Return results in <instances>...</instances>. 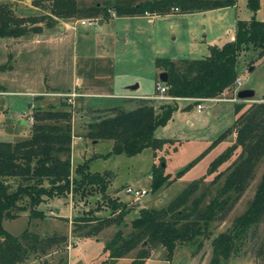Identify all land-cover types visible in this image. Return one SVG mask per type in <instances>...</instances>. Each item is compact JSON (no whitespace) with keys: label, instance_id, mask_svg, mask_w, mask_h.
<instances>
[{"label":"rangeland","instance_id":"obj_1","mask_svg":"<svg viewBox=\"0 0 264 264\" xmlns=\"http://www.w3.org/2000/svg\"><path fill=\"white\" fill-rule=\"evenodd\" d=\"M81 1L85 5L114 2ZM0 4L10 6L16 18L48 15V11L32 7L29 0H0ZM250 16L245 0H235L233 7L220 10L162 16H112L100 24L98 21L76 24L73 29L69 27L77 20H56L50 28L46 26L47 19L36 25L26 23L28 29L39 27L40 31L28 32L19 38H0V142L27 138L32 122L29 115L37 107L69 111L73 141L70 144L71 171L86 160L89 171L106 174L109 181L107 195L131 208L124 218L125 227L121 228L124 234L130 231L129 221L135 217L138 209L164 207L168 200L196 179H202L196 195L206 189L209 191L204 198L207 203L221 185L225 173L214 184L210 181L216 173L224 172L239 150H235L228 161L212 174L205 175L206 168L232 143V134L212 147L177 179L174 174L203 153L219 134L232 125L234 104H240L242 112L250 104L260 102L264 94V56L254 61L255 54L245 51L239 55L236 64L237 78H244L239 88L252 90V98H235V102H231L217 97L199 103L202 107L200 111H195V105L184 110L189 103L176 101V110L153 132L155 138L168 141L158 151L145 148L133 156H104L110 152L111 142L91 143L83 137L84 128L90 119L108 114L106 108L110 106H119L123 110L134 108L136 100L126 98L147 99L155 109L167 103L150 99L159 83L158 72L153 66L154 59L176 61L203 58L207 56V47L212 42H219L227 36L235 20H248ZM254 18L264 21V0H259ZM86 68L88 73L99 79L94 83L97 86L94 91L99 96L84 97L81 86L76 88L72 84L74 73L78 74ZM248 68L251 71L248 72ZM86 84L83 82L82 87ZM224 97L233 98V91L225 93ZM159 164H163V172L170 176V182L160 191L152 193L149 189L150 171ZM263 169L264 155L255 166L242 195L209 225L207 235L199 236L188 244L177 245L169 261L164 260L162 248H155L149 252L144 264H209L212 257L211 239L229 229L233 219L246 209ZM125 186L144 189L146 195L139 202H133L124 194ZM39 209L43 211L42 219H29L25 211L15 219L2 220L4 230L13 236H18L25 229L39 238L54 236L65 239L58 241L57 246L45 256H30L27 263L108 264L102 248L114 233V226L104 228L94 237L84 238L87 240L77 238L72 233L73 220L89 216L87 211H92L97 217L108 216L109 208L103 205L100 195L91 193L79 199L78 195L68 194L45 200ZM250 232L251 237L241 240L236 251L228 258H221L220 264H264V216ZM133 253L112 264H128Z\"/></svg>","mask_w":264,"mask_h":264},{"label":"trees","instance_id":"obj_2","mask_svg":"<svg viewBox=\"0 0 264 264\" xmlns=\"http://www.w3.org/2000/svg\"><path fill=\"white\" fill-rule=\"evenodd\" d=\"M19 1V0H14ZM34 8L48 11L47 17L16 18L10 6L0 4V38H19L28 32L37 33L39 27L28 29L25 24L36 25L47 19L46 26L52 27L56 20L71 21L96 19L106 21L114 17L162 16L169 14H191L233 7L235 0H114L91 2L81 0H29ZM259 0H245L251 13L248 20H235L233 40L208 46L207 56L193 60H170L156 58L153 66L165 72V95L173 100L156 109L147 99H138L134 108L123 110L119 106L106 109L108 114L90 119L84 128L83 137L90 141H110V152L104 156H133L145 148L158 151L167 140L153 136L154 130L163 125L176 110V101L192 105L223 96L232 90L237 78L236 64L239 55L252 51L254 61L264 56V21L256 20L254 14ZM157 85V84H156ZM157 94L155 86V94ZM234 104L232 125L219 134L196 158L175 172L177 179L206 152L221 140L233 135L232 143L208 164L205 175H210L228 161L235 150L236 158L214 175V184L224 174L221 185L204 202L209 191L196 195L202 179L186 185L177 195L161 208H140L129 221L130 231L123 233L124 218L131 211L116 198L107 195L108 179L99 173L90 172L88 161L77 164L73 171L70 165V113L67 110L36 108L30 113L29 136L15 142H0V264H29L30 256H45L51 248L64 238H39L23 230L13 236L4 230L3 219H15L27 211L29 219H42L39 206L45 200L70 194L84 198L91 193L100 195L103 205L109 208L106 217H97L92 211L89 216L73 220V236L84 239L96 236L101 230L114 226L115 231L102 250L108 264L126 258L128 264H144L149 252L162 248L165 261H169L177 245H185L195 238L207 235L209 225L227 211L242 195L253 170L264 155V94L260 102L250 104L245 110ZM101 156V157H104ZM170 176L164 174L161 164L150 171L149 189L152 193L168 185ZM264 216V169L255 186L253 196L246 209L233 219L225 232L211 239L212 257L209 264H220L236 251L241 240L251 237L250 230ZM81 223V224H80Z\"/></svg>","mask_w":264,"mask_h":264},{"label":"built area","instance_id":"obj_3","mask_svg":"<svg viewBox=\"0 0 264 264\" xmlns=\"http://www.w3.org/2000/svg\"><path fill=\"white\" fill-rule=\"evenodd\" d=\"M95 22H97L96 19L77 20V21H75L74 25L71 26V27H69V28L70 29H73L76 24L86 25V24H93ZM243 79H244L243 77H242L241 80H239L238 78L235 79L234 84H233V87H232L233 98L225 99V97L223 95V96H221L222 99H220V100H222V101L235 102L236 92L240 90L239 87H240L241 82H242ZM156 91H157V94L156 95H153L152 97H150L151 100L152 99H157V100H163L165 102H169V101L173 100L172 98H170V97H168V96H166L164 94L165 93V86L163 84L158 83L156 85ZM215 99L216 98L211 99V100H215ZM199 103H201V102H199ZM199 103H197L194 106L195 107V111H200L202 109V107H201V105ZM30 122H31V119H30ZM123 192L133 202H139L142 199V197H144L146 195V191L144 189H141V188H133V187H130V186H125L123 188Z\"/></svg>","mask_w":264,"mask_h":264},{"label":"crops","instance_id":"obj_4","mask_svg":"<svg viewBox=\"0 0 264 264\" xmlns=\"http://www.w3.org/2000/svg\"><path fill=\"white\" fill-rule=\"evenodd\" d=\"M216 10H220V9H216ZM102 21H100L101 23ZM99 21H98V24H100ZM235 23V22H234ZM61 29V28H59ZM233 35H234V26L232 28V30H230V32L227 34V36L223 37L219 42H212L209 46H217V47H220L222 44L226 43V42H229L231 40H233ZM88 68L86 69H81V71L78 73V74H75L72 76V84L73 86H76V88H80L81 86V90L84 92L83 95L84 97H96V96H99L100 94H96L97 92L94 91V89L97 88V86L95 85L96 84V80H99L98 78L92 76L90 73L87 72ZM158 73L159 71L156 70ZM87 83L86 86L83 88L82 87V83ZM159 82V81H158ZM95 83V84H94ZM241 90V89H240ZM7 93V92H6ZM126 99H130V100H138V99H142V98H138V99H132V98H126ZM135 101V102H136ZM112 107H116V106H110L106 109H110ZM98 108V107H96ZM96 108H93L94 110ZM100 108V107H99ZM73 142V141H72ZM71 142V143H72ZM97 141H91V143H96ZM70 148H71V145H70ZM91 172V171H90ZM104 176H106V174H103ZM84 240H87V239H84ZM84 240H80V241H84ZM78 241V242H80ZM77 243V242H76ZM118 260H124V259H118ZM116 260V261H118Z\"/></svg>","mask_w":264,"mask_h":264},{"label":"water","instance_id":"obj_5","mask_svg":"<svg viewBox=\"0 0 264 264\" xmlns=\"http://www.w3.org/2000/svg\"><path fill=\"white\" fill-rule=\"evenodd\" d=\"M100 23V21H99ZM252 68V67H251ZM251 68H248V72L251 71ZM157 80L159 81L160 84L165 85L166 80H167V76L165 72H160L157 75ZM135 87H130V89H133ZM236 98L239 100H247L253 97V91L249 90V89H241L239 91L236 92ZM27 107H29V104L27 105ZM163 167V164L161 165Z\"/></svg>","mask_w":264,"mask_h":264}]
</instances>
